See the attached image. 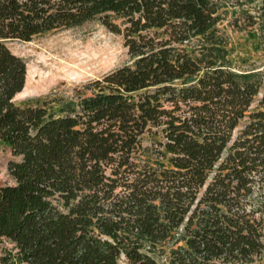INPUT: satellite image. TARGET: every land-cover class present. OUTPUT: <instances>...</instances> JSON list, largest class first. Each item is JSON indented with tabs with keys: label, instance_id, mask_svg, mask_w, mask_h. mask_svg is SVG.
Returning <instances> with one entry per match:
<instances>
[{
	"label": "trees",
	"instance_id": "16d2710c",
	"mask_svg": "<svg viewBox=\"0 0 264 264\" xmlns=\"http://www.w3.org/2000/svg\"><path fill=\"white\" fill-rule=\"evenodd\" d=\"M230 1L0 0V264H264V71L231 68L219 10L253 0ZM243 14L264 42V0ZM95 20L131 62L64 114L15 103L6 42Z\"/></svg>",
	"mask_w": 264,
	"mask_h": 264
},
{
	"label": "rangeland",
	"instance_id": "374dc122",
	"mask_svg": "<svg viewBox=\"0 0 264 264\" xmlns=\"http://www.w3.org/2000/svg\"><path fill=\"white\" fill-rule=\"evenodd\" d=\"M260 3L261 0L234 6L228 3L219 10L222 19L218 27L224 35L227 58L235 71H264V42L257 28L249 26L243 14L244 11L254 14ZM6 45L26 65L24 87L13 97V101L21 105L44 106L48 112L58 115L65 113L62 109L66 106L77 104L81 98L91 95L93 87L89 83L93 80L131 62L123 34L109 30L96 20L46 32L32 37L30 41L8 40ZM261 94L262 90L258 98ZM256 104L257 101L251 108ZM245 122V119L240 121L233 137ZM157 140H161V133L143 135L142 147L145 151L141 157L150 162L157 160L167 164L166 159L158 155L160 146ZM18 159L0 141V185L14 183L8 163ZM256 194L255 191V199ZM120 264H127L124 258H121ZM159 264H165V255Z\"/></svg>",
	"mask_w": 264,
	"mask_h": 264
}]
</instances>
